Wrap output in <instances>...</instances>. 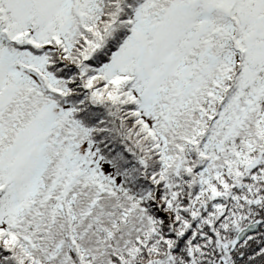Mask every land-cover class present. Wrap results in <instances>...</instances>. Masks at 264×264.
Segmentation results:
<instances>
[{"label":"snow or ice","instance_id":"snow-or-ice-1","mask_svg":"<svg viewBox=\"0 0 264 264\" xmlns=\"http://www.w3.org/2000/svg\"><path fill=\"white\" fill-rule=\"evenodd\" d=\"M0 264H264V0H0Z\"/></svg>","mask_w":264,"mask_h":264}]
</instances>
